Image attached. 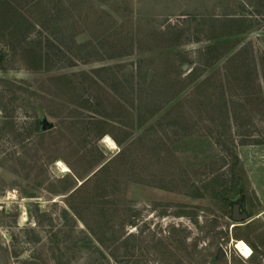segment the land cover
Returning a JSON list of instances; mask_svg holds the SVG:
<instances>
[{
    "label": "rangeland",
    "instance_id": "obj_1",
    "mask_svg": "<svg viewBox=\"0 0 264 264\" xmlns=\"http://www.w3.org/2000/svg\"><path fill=\"white\" fill-rule=\"evenodd\" d=\"M25 1L0 22V264H264V146L254 174L229 150L264 141V0ZM90 177L97 235L69 206Z\"/></svg>",
    "mask_w": 264,
    "mask_h": 264
},
{
    "label": "trees",
    "instance_id": "obj_2",
    "mask_svg": "<svg viewBox=\"0 0 264 264\" xmlns=\"http://www.w3.org/2000/svg\"><path fill=\"white\" fill-rule=\"evenodd\" d=\"M15 2H19V4L21 5L20 0H0V22L2 21L1 14L4 13V12H2V10L3 11H6V9L11 8V10L13 9L15 13L17 12V10L21 11V8H19V7L17 8V6L15 5ZM26 4H28V0L25 1V3L23 4V6H25ZM25 20H26L25 23L27 24V26H26L27 28H29L30 26H34V23L28 22V20L26 19V17H25ZM6 27L9 28V29L2 30V28L0 26V32L4 31L6 34L12 36V38L13 37L15 38V37L19 36V34H17V33L14 32L15 31L14 30V27H12V28L10 27V24L7 23L6 24ZM6 31H8V33ZM38 56H39V58H43V51L42 50H40ZM4 57H5V51L0 48V63L3 61ZM180 78L181 79L179 81L180 82H183V86L181 87L182 91L180 92V93H182V92H184V90L187 87V85H188L187 89L190 87L189 86V83L187 81V79H189V77H186V76L185 77H182L181 76ZM186 96H187V93H186L185 97ZM188 118L189 117L187 116V119ZM197 134H199V131L197 132ZM216 143L220 144L221 142L216 139ZM229 150H230L232 156L235 159L234 164L236 165V167H240L241 168V166H240V164H241L240 163L241 162L240 161V157L238 156V154L236 153L235 150H233V149H229ZM233 176H234V180L235 181L239 177L240 180H241V183H242V180L243 179L248 180V177L246 176V172H245L244 169H240V172L237 171L236 173H234ZM77 177H79V176L77 175ZM90 183H91V177L88 178V179H86L84 182L81 183V185H79L77 188H75L76 187L75 186L76 184H72V179L70 180L69 187L71 186V189L72 190L74 189V190L72 191V193L70 194L69 197H70V200H74V202L73 201L70 202L69 203V206H70V209L73 211V213L78 218L81 219V221L84 223V225L87 227V229H89V231L91 233H93L94 235H97L98 233H97L96 229L94 228L93 223H91V221H89V219H87V217H86V215H95L97 213L96 207L93 206V203H92V195L93 194L90 192V190H91V188H90L91 187V184ZM211 186L214 188L215 194L221 195V193L219 191V188L221 186L219 185V183L217 181L212 182L211 183ZM86 188H88V189L85 191ZM244 189L245 188L242 187V185H241L239 191L241 193L247 194ZM79 193H86V195H84V196H77ZM226 197H224L225 198L224 200L227 199L229 201L230 198H231L229 195L226 196ZM102 208H104L102 210V212L104 211V214L107 213V210H110V209H105V207H102ZM246 240L250 243V245L255 250L257 249V247L254 245V243H252L247 238H246Z\"/></svg>",
    "mask_w": 264,
    "mask_h": 264
},
{
    "label": "crops",
    "instance_id": "obj_3",
    "mask_svg": "<svg viewBox=\"0 0 264 264\" xmlns=\"http://www.w3.org/2000/svg\"><path fill=\"white\" fill-rule=\"evenodd\" d=\"M251 71L253 70L255 75L257 73V76H255V78H251L250 80L255 79L257 84L255 86V88L252 86V92H250L251 95H253V99L251 98L250 95H248V98H250L251 100L255 99V104L253 106L252 109H250V111H252V114H256L254 117L258 116V113H264V86H262L261 84V79H264L261 75H258V69L256 67V64L254 65L253 63L251 64ZM260 79V80H259ZM259 80V81H258ZM242 86V84H241ZM258 86V87H257ZM254 88V89H253ZM239 90H241V88L239 87ZM258 92V93H257ZM247 93L249 94V92L247 91ZM260 95V97H259ZM256 101H259V104H261V106L258 107V110H256V112L254 113V108H256V105H258L256 103ZM205 114V113H204ZM253 117V116H252ZM232 120H234L233 117H231ZM257 120V119H256ZM233 123V122H232ZM252 123V122H251ZM235 125V124H234ZM254 126V125H253ZM236 144H238V156L240 157V159L244 162L245 167L248 169V171L251 169L253 162H251V160H249V155L252 156L253 158V153H257L258 151H260L261 149L258 148H263L264 146V141H256V140H242L240 142L236 141ZM246 147H249V149H247ZM245 148V149H244ZM251 171H249L250 173ZM250 174H254V173H250Z\"/></svg>",
    "mask_w": 264,
    "mask_h": 264
},
{
    "label": "water",
    "instance_id": "obj_4",
    "mask_svg": "<svg viewBox=\"0 0 264 264\" xmlns=\"http://www.w3.org/2000/svg\"><path fill=\"white\" fill-rule=\"evenodd\" d=\"M41 124H42V130L44 131L54 127V122L50 121L45 116H43L41 120ZM239 198L243 201H241ZM229 202L232 204L233 207V214L231 217L233 220H236L237 222H243L250 219L251 214L248 211V202L246 199V194L240 193L237 198H230ZM241 208L245 210L243 213H240ZM219 253L220 254L217 257L218 259L221 258V256L223 255L222 249H220Z\"/></svg>",
    "mask_w": 264,
    "mask_h": 264
},
{
    "label": "bare ground",
    "instance_id": "obj_5",
    "mask_svg": "<svg viewBox=\"0 0 264 264\" xmlns=\"http://www.w3.org/2000/svg\"><path fill=\"white\" fill-rule=\"evenodd\" d=\"M108 141L111 142L109 139ZM64 169L67 170L68 168L64 167ZM235 248L244 257H250L253 254V250L243 240L235 242Z\"/></svg>",
    "mask_w": 264,
    "mask_h": 264
},
{
    "label": "flooded vegetation",
    "instance_id": "obj_6",
    "mask_svg": "<svg viewBox=\"0 0 264 264\" xmlns=\"http://www.w3.org/2000/svg\"><path fill=\"white\" fill-rule=\"evenodd\" d=\"M246 199H247V196H246ZM241 201H243V200H241ZM245 210H243L242 208H241V210H240V213H243ZM232 214H233V212L231 213V217H232Z\"/></svg>",
    "mask_w": 264,
    "mask_h": 264
}]
</instances>
